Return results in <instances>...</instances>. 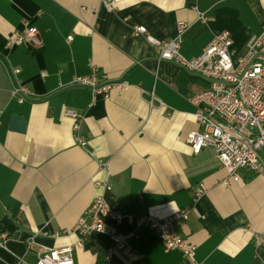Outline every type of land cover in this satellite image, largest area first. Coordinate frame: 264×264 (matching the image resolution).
Listing matches in <instances>:
<instances>
[{"label": "crops", "instance_id": "crops-1", "mask_svg": "<svg viewBox=\"0 0 264 264\" xmlns=\"http://www.w3.org/2000/svg\"><path fill=\"white\" fill-rule=\"evenodd\" d=\"M102 1L0 0V234L7 236L0 264H14L18 257L35 264V248L68 246L74 248V264H186L179 252L164 253L149 227L135 228L126 220L104 223L132 233V256L113 249L105 234L82 239L73 233L97 195L124 216L163 219L191 206L178 232L196 246L198 262L264 264V177L242 170L241 180L226 188L221 180L227 174L213 150L194 154L186 141L197 129L189 99L210 82L159 61L142 35H132L135 26H143L168 41L184 22L179 51L193 59L215 34L228 32L236 60L262 32L264 0H108L113 11ZM25 27L36 28L38 45L7 49V41ZM91 66L129 88L93 99L90 89L72 83L75 76L89 75ZM18 85L34 98L18 103L10 94ZM66 109L81 113L85 146L74 141ZM12 115L26 123L23 133L10 129ZM96 182H108L111 190L95 188ZM199 183L207 191L193 205ZM255 234L263 235L262 244L254 242Z\"/></svg>", "mask_w": 264, "mask_h": 264}, {"label": "built area", "instance_id": "built-area-1", "mask_svg": "<svg viewBox=\"0 0 264 264\" xmlns=\"http://www.w3.org/2000/svg\"><path fill=\"white\" fill-rule=\"evenodd\" d=\"M107 11H113V3L102 1ZM201 16V15H200ZM202 17V16H201ZM184 22L176 24V36L168 41H162L150 35L143 26H135L132 35H142L150 44L159 61L173 62L184 69L205 77L210 82L209 88L193 97L189 102L196 108L194 113L197 129L188 134L186 141L194 154L204 148H211L227 176L221 180L226 188L231 180L238 183L241 180L240 171L245 170L252 175L264 177V24L259 36L251 37L246 46V54L233 60L230 55L232 40L228 32L215 34L202 52L193 59H186L180 54V36L187 30ZM21 44L38 45L37 30L25 27L15 32L6 43L11 49ZM19 70L12 69L16 75ZM42 75H45L42 73ZM72 83L90 89L93 99L97 96L108 98L112 90L118 94L125 92L129 85L125 81L108 80L100 74L97 67L91 66L87 76H75ZM11 97L18 103L33 99V93L26 87L18 85L10 91ZM152 94L150 105H152ZM64 116L72 119V136L76 144L86 145V137L82 134L81 113L66 109ZM101 164V163H100ZM105 164L101 169L105 170ZM94 187L105 192L111 190L108 182H96ZM207 188L199 183L192 191L193 205L206 194ZM192 212V207H186L173 215L159 219L153 216H124L113 210L102 195H97L90 206L78 218L72 229L82 239L88 234H105L113 243V249L128 251L127 239L130 234L119 233L116 229H107L104 219L116 223L126 220L135 228L147 226L157 236L164 253L177 251L186 264H201L195 258L196 246L188 242L178 232V228L186 222ZM7 236L0 234V246ZM263 235L255 234L254 242L262 244ZM83 246L82 240L76 244ZM73 247L61 249L46 247L35 248V264H74ZM107 251L106 259L111 255ZM14 264H28L23 257H18Z\"/></svg>", "mask_w": 264, "mask_h": 264}, {"label": "water", "instance_id": "water-1", "mask_svg": "<svg viewBox=\"0 0 264 264\" xmlns=\"http://www.w3.org/2000/svg\"><path fill=\"white\" fill-rule=\"evenodd\" d=\"M10 129L23 133L26 129V123L23 121L22 117L18 115H12L10 121Z\"/></svg>", "mask_w": 264, "mask_h": 264}]
</instances>
